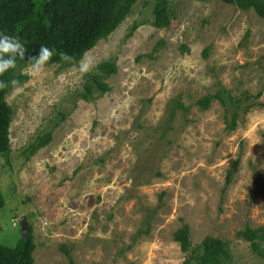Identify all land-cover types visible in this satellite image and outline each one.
I'll return each instance as SVG.
<instances>
[{
	"label": "rangeland",
	"instance_id": "1",
	"mask_svg": "<svg viewBox=\"0 0 264 264\" xmlns=\"http://www.w3.org/2000/svg\"><path fill=\"white\" fill-rule=\"evenodd\" d=\"M157 1L138 0L87 52L97 65L90 73L57 63L18 72L28 79L7 96L14 115L11 150L0 154V243H21L26 216L35 264H70L63 245L78 264H183L191 252L174 233L184 224L195 247L207 236L227 240L225 264H264L238 236L264 227V17L219 0H169L172 24L158 28ZM105 62L118 66L103 75L111 90L85 99ZM221 91L240 114L235 130L220 99L198 105ZM175 99L184 108L173 115ZM50 130L53 141L29 157Z\"/></svg>",
	"mask_w": 264,
	"mask_h": 264
},
{
	"label": "trees",
	"instance_id": "2",
	"mask_svg": "<svg viewBox=\"0 0 264 264\" xmlns=\"http://www.w3.org/2000/svg\"><path fill=\"white\" fill-rule=\"evenodd\" d=\"M210 1V0H207ZM236 5L243 10L255 9L264 17V0H219ZM138 0H0V30L9 35H17L25 43L27 49L25 58L17 57V67L0 76L8 85L0 90V154L11 150V124L14 110L7 100L12 88V81H25L27 76L19 74V70L30 64L28 57H35L41 46L54 48L57 53H67L73 59L61 60L59 55L54 56L49 64H64L75 66L82 57L92 50L102 39L109 37L132 13ZM173 13L169 0H158L155 7L154 25L158 28H166L172 24ZM138 28L134 25L130 35ZM7 58V57H6ZM102 74L91 75L84 86L82 97L92 99L98 91L105 94L111 90V86L104 80L103 75L111 76L118 72V66L114 62L102 63L99 67ZM228 91L218 92L215 95H207L198 101L202 108H209L215 99H220L226 107L228 128L237 129L240 114L229 108L230 98ZM233 98V97H232ZM252 98L247 96V99ZM176 108H184L180 100L175 99ZM68 113H62L59 122L68 118ZM58 124L56 125H60ZM53 141V130L41 134L33 144L25 151L35 155L39 150L48 146ZM240 159H237L229 170L228 187L234 178ZM257 179L260 174L257 172ZM6 205V198L0 186V210ZM153 211L149 217H155ZM1 232V227H0ZM149 232V229H147ZM192 231L189 224H184L174 233L182 250L190 253L183 264H225L232 259L230 244L227 240L207 236L203 242L194 246ZM238 236L252 244L253 250L264 257V227L253 228L248 225L238 232ZM37 244L33 228L16 247H9L0 243V264H35V252ZM62 250L68 257L70 264H78L68 246L63 245Z\"/></svg>",
	"mask_w": 264,
	"mask_h": 264
},
{
	"label": "clouds",
	"instance_id": "3",
	"mask_svg": "<svg viewBox=\"0 0 264 264\" xmlns=\"http://www.w3.org/2000/svg\"><path fill=\"white\" fill-rule=\"evenodd\" d=\"M26 51L25 43L19 36L9 35L6 31L0 30V76H3L4 73L9 70L15 69L17 67V57L24 59ZM57 55H59L60 59L64 61H70L73 59L67 53H57L54 48L41 46L35 57H28L30 61L29 74L35 75L41 72L44 66ZM96 67L97 65H95L87 56L82 57L79 61V71L82 74H88ZM11 83L17 94L24 91L23 86H17L19 84L17 80H13ZM7 86L8 85L5 81L0 80V90Z\"/></svg>",
	"mask_w": 264,
	"mask_h": 264
},
{
	"label": "water",
	"instance_id": "4",
	"mask_svg": "<svg viewBox=\"0 0 264 264\" xmlns=\"http://www.w3.org/2000/svg\"><path fill=\"white\" fill-rule=\"evenodd\" d=\"M20 224L22 226V232L25 236H27L30 232V226L28 224V219L26 216H23L21 219H20Z\"/></svg>",
	"mask_w": 264,
	"mask_h": 264
}]
</instances>
